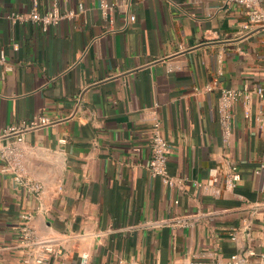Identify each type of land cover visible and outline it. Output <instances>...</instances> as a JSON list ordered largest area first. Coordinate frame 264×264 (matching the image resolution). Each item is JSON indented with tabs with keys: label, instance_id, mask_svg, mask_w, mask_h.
<instances>
[{
	"label": "crops",
	"instance_id": "obj_1",
	"mask_svg": "<svg viewBox=\"0 0 264 264\" xmlns=\"http://www.w3.org/2000/svg\"><path fill=\"white\" fill-rule=\"evenodd\" d=\"M39 1L84 10L42 32L7 19L32 0H0L11 67L0 65V130L50 120L23 134L25 170L42 192L0 173V264H22V214L53 238L46 264H78L83 253L88 264H218L248 249V264H264V179L254 174L264 100L232 106L226 144L218 112L221 88L264 86V29L243 30L245 8L216 0H129L108 11L100 3L112 0ZM154 119L170 147L167 172L182 179L172 189L147 169ZM223 159L239 168L231 189ZM214 170L219 197L193 185ZM186 216L192 225L176 223Z\"/></svg>",
	"mask_w": 264,
	"mask_h": 264
},
{
	"label": "built area",
	"instance_id": "obj_2",
	"mask_svg": "<svg viewBox=\"0 0 264 264\" xmlns=\"http://www.w3.org/2000/svg\"><path fill=\"white\" fill-rule=\"evenodd\" d=\"M225 5H237L246 10V23L242 26L243 30L252 28L264 29V0H216ZM43 4L39 0H32L29 11L25 13L11 12L7 14V19L12 24L32 23L37 25L42 32H46L50 26L57 25L63 20H72L77 14L83 12L84 7L79 5L76 9L60 10L58 3L52 1L42 8ZM100 7L104 11L112 8L127 10L130 7L129 0H112L110 4L101 1ZM106 14V12H104ZM130 22L134 21V16L128 14ZM14 50L18 49L17 44H13ZM0 65L5 66L8 70L11 67L7 65L5 54L0 51ZM215 82L212 83V86ZM211 87H208L210 90ZM259 100H264V86L256 87L252 90L247 88L237 90L233 88H221L218 101L219 125L221 129L222 141L226 144L232 135L233 117L231 113L232 106L242 101L244 104L249 103L252 96ZM50 120L46 116L39 115L31 121H23L17 125H11L0 130V173L7 175L11 181L31 195H39L43 186L40 182L29 176L24 165L23 134L26 131L35 129L39 126L47 125ZM264 125V124H263ZM263 125H261L263 127ZM148 141L150 147V156L147 165L148 172L152 178H158L163 185L172 189L181 185L182 179L171 177L167 172V161L170 147L163 137L161 124L158 119H154L149 131ZM223 169V184L225 189L233 188L239 180L238 165L230 159H223L221 163ZM216 171H212L208 181L205 184L194 182L193 185L200 189L212 188L216 197H219L221 190L217 187ZM254 174L264 179V165H259ZM192 216L175 219L177 224L192 225L189 221ZM22 221L18 231V242L22 250V264H46L49 259L55 255L56 250L53 244V238L49 235L39 234L30 224L32 216L29 214L20 215ZM238 232L231 234V240L236 241ZM255 252L248 249L243 252H236L230 255L225 261L218 264H248L250 257ZM78 264H88V256L81 254Z\"/></svg>",
	"mask_w": 264,
	"mask_h": 264
}]
</instances>
